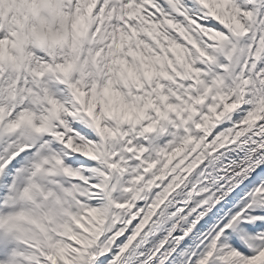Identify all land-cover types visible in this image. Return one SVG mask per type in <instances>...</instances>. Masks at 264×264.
I'll return each instance as SVG.
<instances>
[{
	"label": "snow or ice",
	"instance_id": "snow-or-ice-1",
	"mask_svg": "<svg viewBox=\"0 0 264 264\" xmlns=\"http://www.w3.org/2000/svg\"><path fill=\"white\" fill-rule=\"evenodd\" d=\"M0 264H264V0H0Z\"/></svg>",
	"mask_w": 264,
	"mask_h": 264
}]
</instances>
